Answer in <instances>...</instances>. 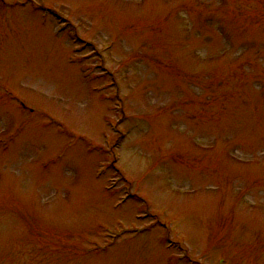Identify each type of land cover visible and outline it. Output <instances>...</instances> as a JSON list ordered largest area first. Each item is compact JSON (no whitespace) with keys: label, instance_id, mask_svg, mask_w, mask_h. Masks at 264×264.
<instances>
[{"label":"rangeland","instance_id":"1","mask_svg":"<svg viewBox=\"0 0 264 264\" xmlns=\"http://www.w3.org/2000/svg\"><path fill=\"white\" fill-rule=\"evenodd\" d=\"M193 262L264 264V0H0V264Z\"/></svg>","mask_w":264,"mask_h":264}]
</instances>
